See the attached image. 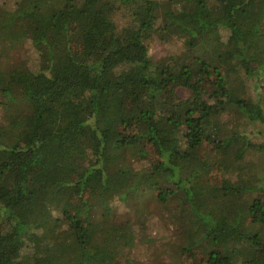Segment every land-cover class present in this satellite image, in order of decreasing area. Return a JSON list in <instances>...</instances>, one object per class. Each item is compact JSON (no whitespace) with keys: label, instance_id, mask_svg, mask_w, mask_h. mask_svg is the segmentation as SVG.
I'll return each instance as SVG.
<instances>
[{"label":"trees","instance_id":"trees-1","mask_svg":"<svg viewBox=\"0 0 264 264\" xmlns=\"http://www.w3.org/2000/svg\"><path fill=\"white\" fill-rule=\"evenodd\" d=\"M248 131L264 134V0H0V264H114L157 223L187 260L264 264ZM205 142L224 155L213 189Z\"/></svg>","mask_w":264,"mask_h":264},{"label":"rangeland","instance_id":"rangeland-1","mask_svg":"<svg viewBox=\"0 0 264 264\" xmlns=\"http://www.w3.org/2000/svg\"><path fill=\"white\" fill-rule=\"evenodd\" d=\"M21 21L28 31H32L31 29H33V26L29 24L25 20V18H21ZM28 37L21 41V46H26V43H29ZM180 50H182V43L180 40H177L175 38L165 42L154 39L150 45V54L154 60L171 59V57L178 53ZM29 53L31 61H33L34 63L36 61L37 54L34 49H30ZM214 76L215 74H210V78H214ZM177 92L183 97H186L188 95V92L182 87H179ZM255 96L257 95L255 94ZM247 134L252 143L255 142L256 144H259L264 142V134H258L254 131H248ZM202 155L210 163L209 171L206 177H204L202 183L207 188L213 189L221 183L222 178L224 177V172L220 169L219 166V159H221L224 155L223 153L216 151L208 142L204 143ZM259 157L260 154L258 150L254 149H250L246 154L247 160H258ZM235 176L236 175H233L232 178H236ZM158 191L159 187H150L148 188L147 193L153 195L157 194ZM136 209L137 203L128 201L118 206V208L116 207V205L113 206L111 213L114 216V214H116V211H119V214L125 217L126 215L131 216L133 212L136 211ZM148 227L144 231L146 238L143 240L137 239L133 247H131V249H129L128 252L125 253L126 256L119 255L113 262L114 264H128L130 262H133L134 264H201L199 259H195L193 261L187 260L185 257L180 256L179 250H177L176 248H171L170 245L173 243V241H171L170 243L168 242L167 239L169 238V230L163 228V225L157 223ZM169 228H171L170 234L173 235L171 230H174V225L170 224ZM44 234L49 235L50 237L54 236L51 235L52 233H50V229L47 227L44 230ZM174 239L175 236L172 240ZM127 258L131 261L129 262Z\"/></svg>","mask_w":264,"mask_h":264}]
</instances>
